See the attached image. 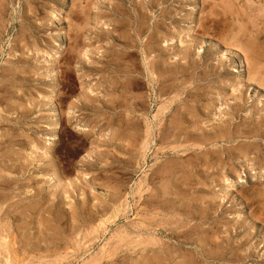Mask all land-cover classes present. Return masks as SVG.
Wrapping results in <instances>:
<instances>
[{
	"label": "rangeland",
	"instance_id": "rangeland-1",
	"mask_svg": "<svg viewBox=\"0 0 264 264\" xmlns=\"http://www.w3.org/2000/svg\"><path fill=\"white\" fill-rule=\"evenodd\" d=\"M216 1L0 0V264H264V0Z\"/></svg>",
	"mask_w": 264,
	"mask_h": 264
},
{
	"label": "bare ground",
	"instance_id": "bare-ground-1",
	"mask_svg": "<svg viewBox=\"0 0 264 264\" xmlns=\"http://www.w3.org/2000/svg\"><path fill=\"white\" fill-rule=\"evenodd\" d=\"M205 1H206V0H205ZM213 1H215V0H213ZM232 1H233V0H232ZM236 1H237V0H236ZM236 1H235V2H236ZM209 2H210V0H209ZM216 2L219 3L218 0H217ZM226 2H227V1H226ZM229 2H230V1H228V3H229ZM214 3H215V2H213V4H214ZM221 3H222V2L220 1V5H221ZM240 3H241V2H240ZM263 3H264V1H263ZM204 4H205V3H203V6H204ZM223 4H224V3H223ZM223 4H222V5H223ZM238 4H239V2H238ZM245 4H247V3H245ZM258 4H259V3H258ZM73 5H74V4H73ZM207 5H208V4H207ZM207 5L205 4L204 8H205ZM211 5H212V4H211ZM226 5H227V4H226ZM229 5H231V4H229ZM234 5H235V4H234ZM255 5H256V4H255ZM241 6H242V5H241ZM260 6H261V4H260ZM116 7H118V6H116ZM244 7H245V6H244ZM247 7H248V6H247ZM249 7L252 8L250 5H249ZM249 7H248V8H249ZM256 7H257V6H256ZM215 8H217V7H215ZM229 8H230V10H231V7H230V6H229ZM262 8L264 9V7H262ZM211 9H212V6H210V11H213V10H211ZM222 9H223V11H225L224 9H226V8H223V6H222ZM222 9H221V10H222ZM241 9H242V7H241ZM206 10H207V9H206ZM228 10H229V9H228ZM243 10H244V9H243ZM249 10H250V9H249ZM255 10H257V9L255 8ZM207 11H208V10H207ZM210 11H209V12H210ZM218 11H219V10H218ZM226 11H227V10H226ZM226 11H225V12H226ZM260 11H261V10H260ZM263 11H264V10H263ZM76 12H77V11H76ZM227 12H230V11H227ZM249 12H250V11H249ZM201 13H202V12H201ZM217 13H218V12H217ZM242 13H243V12H242ZM245 13H247L246 10H245ZM252 13H254V12H252ZM215 14H216V12H215V13L213 12V15H215ZM220 14H221V12H220ZM228 14H229V13H228ZM228 14H226V15H228ZM249 14H250V13H249ZM259 14H260V13H259ZM263 14H264V13H263ZM95 16H96V15H95ZM245 16H247V15H245ZM205 17H206V16H205ZM207 17H208V16H207ZM238 17H239V16H238ZM253 17H254V16H253ZM261 17H262V16H261ZM226 18H227V17H226ZM226 18H225V19H226ZM247 18H248V16H247ZM249 18H250V17H249ZM228 19H229V18H228ZM230 19H231V21H232L233 18H230ZM251 19H252V18H251ZM251 19H250V20H251ZM258 19H259V18H258ZM75 20H76V19H75ZM233 20H234V19H233ZM244 20H245V19H244ZM255 20H256V19H255ZM201 21H202V20H201ZM259 21H260V20H259ZM261 21H262V19H261ZM229 22H230V21H229ZM229 22H228V23H229ZM248 22H249V21H248ZM262 22H264V21H262ZM117 23H118V22H117ZM246 23H247V22H246ZM252 23H253V22H252ZM249 24H250V23H249ZM223 25H224V24H223ZM230 25H232V24H230ZM230 25H229V26H230ZM245 25H246V24H245ZM229 26H228V27H229ZM240 26H242V24H241ZM240 26H239L238 29L242 30V32H243V29H244L245 27L241 28ZM233 27H234V26H233ZM251 27H252V26H251ZM73 28H74V27H73ZM201 28H202V27H201ZM230 28H231V27H230ZM260 28H262V26H261ZM205 29H206V28H205ZM201 30H202V29H201ZM228 30L231 32V29H228ZM236 30H237V29H236ZM224 31H225V30H224ZM237 31H238V30H237ZM244 31H247V32H248V30H246V29H245ZM226 32H227V31H226ZM230 32H228V33L230 34ZM242 32L240 31V33H242ZM247 32H246V34H248ZM251 32H252V30H251ZM263 32H264V31H263ZM75 33H76V32H75ZM222 33H223V32H222ZM232 33H234V32H232ZM249 33H250V32H249ZM255 33H256V32H255ZM257 33H258V30H257ZM257 33H256V37H257ZM261 33H262V32H261ZM235 34H237V33H235ZM243 34H244V32H243ZM243 34H242V36L245 35V34H244V35H243ZM251 34H253V33H250V36H249V37L252 36ZM227 35H228V34H227ZM248 35H249V34H248ZM248 35H246V36H248ZM74 36L76 37L77 34L74 35ZM150 36H151V35H150ZM223 36H224V35H223ZM233 36H234V35H233ZM233 36H232V37H233ZM253 37L255 38V36H253ZM260 37H261V36H260ZM69 38H70V37H69ZM77 38H78V37H76V39H77ZM80 38H81V37H80ZM222 39H223V38H222ZM233 39H235V37H234ZM238 39H239V38H238ZM255 39H256V38H255ZM258 39H260V38H258ZM78 40H79V39H78ZM223 40H224V39H223ZM235 40H236V39H235ZM239 40H240V39H239ZM241 40H242V39H241ZM241 40H240V41H241ZM74 41H75V39H74ZM232 41H233V40H232ZM250 41H251V39H250ZM256 41H257V40H256ZM256 41H255V42H256ZM71 42H72V41H71ZM76 42H77V41H76ZM253 42H254V41H253ZM74 43H75V42H73V44H74ZM238 43H239V42H238ZM242 43H243V42H242ZM250 43H251V42H250ZM250 43H249V44H250ZM257 43H258V42H257ZM261 43H262V42H261ZM234 44H236L235 41H234ZM243 44H245V43H243ZM253 44H254V43H253ZM74 45H76V44H74ZM250 45H251V44H250ZM250 45L248 46V45L246 44V45H243V46H244L247 50H251V46H250ZM258 45H259V44H258ZM260 45H261V44H260ZM70 46H73V45L70 44ZM226 46H227V45H226ZM75 47L78 48V46H74V47H73L74 50H75ZM258 47H259V46H258ZM69 48H71V47H69ZM73 48H72V49H73ZM239 48H240V47H239ZM245 48H244V49L242 48V49L246 51ZM68 50H69V49H68ZM74 50H73V52H74ZM252 50H254V49H252ZM255 50H256V48H255ZM70 51H71V50H70ZM70 51H69V52H70ZM75 51H76V50H75ZM186 51H187V50H186ZM240 51H241V50H240ZM245 51H244V52H245ZM69 52H68V53H69ZM71 52H72V51H71ZM101 52H102V51H101ZM241 52H242V51H241ZM248 52H249V51H248ZM252 52H254V51H252ZM255 52H256V51H255ZM257 52H258V51H257ZM261 52H262V54H263V51H261ZM261 52H260V53H261ZM76 53L78 54L77 51H76ZM246 53H247V51H246ZM250 53H251V52H250ZM258 53H259V52H258ZM72 54H73V53H72ZM247 54H248V53H247ZM251 54H252V53H251ZM254 54H255V53H254ZM256 54H257V53H256ZM256 54H255V55H256ZM262 54H260V55L262 56ZM69 55H70V54H69ZM79 55H80V54H79ZM263 55H264V54H263ZM70 56H72V55H70ZM128 56H129V55H128ZM251 56H252V55H251ZM85 57H86V56H85ZM257 57H258V56H257ZM70 58H71V57H70ZM115 58H116V57H115ZM261 59H262V58H261ZM65 60H66V59H65ZM248 60H249V59H248ZM250 61H251V60H250ZM250 61H249V62H250ZM256 61H257V60H256ZM133 62H134V61H133ZM65 63H66V62H65ZM65 63H64V64H65ZM259 63H260V62H259ZM248 64H249V63H248ZM250 64H251V63H250ZM261 65H262V64H261ZM121 66H122V65H121ZM248 66H249V65H248ZM253 66H254V65H253ZM255 67H256V66H255ZM248 69H249V67H248ZM255 69H256V68H255ZM69 70H70V69H69ZM249 70H250V69H249ZM255 71H256V70H255ZM257 72H258V71H256V73H257ZM251 73H253V72H251ZM172 76H173V75H172ZM249 77H250V76H249ZM251 77H252V76H251ZM253 77H255V76H253ZM249 80H250V79H249ZM114 85H115V84H114ZM114 85H113V86H114ZM168 91H169V90H168ZM87 93H88V92H87ZM161 107H162V106H161ZM161 110H162V109H161ZM222 134H223V133H222ZM220 135H221V134H220ZM130 136H131V135H130ZM51 137H52V136H51ZM145 147H146V146H145ZM147 152H148V151H147ZM143 182H144V181H143ZM140 184H141V183H140ZM137 188H138V187H137ZM137 188H136V189H137ZM142 188H143V187H142ZM137 190H138V189H137ZM137 190H136V191H137ZM139 191H141V190H139ZM133 193H134V192H133ZM136 194H137V193H136ZM131 196H132V195H131ZM133 199H134V198H133ZM133 202H134V200H133ZM130 206H131V205H130ZM120 235H121V234H120ZM1 237H2V236H1ZM121 238H122V237H121ZM6 239H8V238H6ZM6 244H8V243H6ZM96 250H97V249H96ZM87 251H89V250H87ZM94 251H95V250H94ZM106 253H107V252H106ZM88 255H89V254H88ZM90 255H91V254H90ZM106 257H107V256H106ZM84 259H85V258H84ZM85 260H86V259H85ZM12 261H13V260H12ZM12 261H11V262H12ZM5 262H6V261H5ZM16 262H17V261H16ZM7 263H9V262H7ZM13 264H14V263H13Z\"/></svg>",
	"mask_w": 264,
	"mask_h": 264
}]
</instances>
